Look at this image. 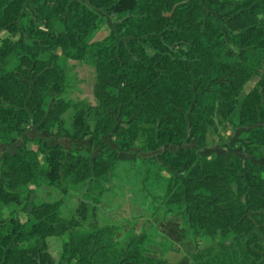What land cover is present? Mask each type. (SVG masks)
<instances>
[{"label": "trees", "instance_id": "obj_1", "mask_svg": "<svg viewBox=\"0 0 264 264\" xmlns=\"http://www.w3.org/2000/svg\"><path fill=\"white\" fill-rule=\"evenodd\" d=\"M93 8L115 15L102 39H93L101 23ZM2 29L22 36L0 40V143L21 139L0 160V264H168L147 254L150 234L113 240L114 228L97 225L93 206L64 219L61 200L30 197L29 186L44 179L62 192L84 187L97 200L118 153L136 143L177 173L165 182L168 212L181 215L188 237L209 240L192 253L193 264H264V165L232 152L199 153L209 128L233 123L251 126L239 145L260 156L264 0H0ZM85 58L95 68L94 105L59 96L65 62ZM69 109L70 129L62 125ZM31 125L73 142L84 136L90 146L65 150L31 138ZM112 131L114 147L103 139ZM10 205L31 217L27 226L1 216ZM62 235L55 262L48 238Z\"/></svg>", "mask_w": 264, "mask_h": 264}, {"label": "rangeland", "instance_id": "obj_2", "mask_svg": "<svg viewBox=\"0 0 264 264\" xmlns=\"http://www.w3.org/2000/svg\"><path fill=\"white\" fill-rule=\"evenodd\" d=\"M101 16V23L98 30L93 34V39H102L113 28L115 20L114 14H105L102 10L93 8ZM32 17L28 13L24 17L27 25ZM22 36L19 29L15 34H9L6 30H0V40L8 38L11 42H16ZM66 76L59 96L78 100L84 99L91 104L96 103L93 93L95 83V68L92 61L85 58L81 61L68 60L65 62ZM257 80L253 77L249 80L242 91L247 92ZM71 109L63 114L62 125L71 128ZM248 127H236L233 123H218L217 130L209 128L207 147L199 150L203 155H217L232 152L240 157L248 156L253 161L264 165V146L259 150L260 156L244 152L239 145L242 135ZM105 134L103 139L109 145L113 143V134ZM29 137H41L44 141L54 144L60 143L65 150L75 149L83 151L90 146L86 137H80L73 142L67 137L57 136L56 129L52 131H38L36 126H30L26 131ZM226 145L223 146L222 143ZM21 139L7 145L0 143V160L2 152L15 151ZM191 144H185L189 147ZM29 147H36V143L29 142ZM177 147L172 145L170 149ZM98 149L92 152L96 155ZM156 152L145 153L140 149L139 143L132 148L118 153V161L105 184L102 194L97 200L87 196L84 187L72 186L66 192H62L53 185L41 179L38 185L29 186L30 197L36 202L61 200L60 215L68 219L74 213L76 207L81 204L88 206V214H91V207L94 208V217L99 227H113V240H121L124 234L132 231L135 234H150L154 243H147L144 248L148 255L153 256L168 264H193L191 255L198 248L205 246L208 239L196 235L188 237L183 227L181 215L168 212L169 208L164 201L165 182L171 174H177L169 169L163 162L157 160ZM152 156H155L152 158ZM25 195V192L23 193ZM1 216L6 218L13 216L24 226L32 220L31 217L21 209L20 206H3ZM91 218L84 221V228H88L87 223ZM66 235L50 236L48 238V250L55 262L61 260L63 242ZM71 264V263H65Z\"/></svg>", "mask_w": 264, "mask_h": 264}]
</instances>
